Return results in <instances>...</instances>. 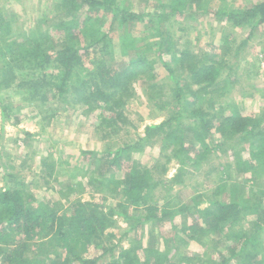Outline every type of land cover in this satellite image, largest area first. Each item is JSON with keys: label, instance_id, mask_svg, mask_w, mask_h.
<instances>
[{"label": "trees", "instance_id": "1", "mask_svg": "<svg viewBox=\"0 0 264 264\" xmlns=\"http://www.w3.org/2000/svg\"><path fill=\"white\" fill-rule=\"evenodd\" d=\"M56 1L57 14L64 13L67 16V20L61 21L56 29L57 36L59 35L56 38L64 42L63 47L50 55L45 50L44 41L49 37L52 40L57 39L49 36L48 31H43L41 26L38 31L31 34L29 41H9L4 33L0 39L2 44L0 55L4 57L0 67V94L4 89L14 86L17 91L23 92L31 84L32 97H39L40 101H49V94L52 93L54 98L66 103L69 96L75 93L77 100L73 101V104L85 105L90 111L103 105L105 110L111 112L112 117L104 121L107 125L108 123L113 125V132L117 133L120 131L119 126L127 122L119 107L123 105L124 96L129 93L130 88H133L139 79L145 78H139L140 74L149 75V80L154 81L151 86L159 93L161 86L155 83L159 77L153 68L158 59L174 84L171 96L164 101H176L179 106L186 107L195 119L197 128L194 130L201 131L200 134L195 132L194 139L199 141L201 149L205 150L192 166H199L201 161L208 158L210 149L205 141L209 132L216 128L222 137L229 140L236 136L234 141H239L234 147L236 172L253 173L256 178L254 177L252 181L259 179L264 188V114L262 118L247 116L238 107L229 113V110L221 105L217 112L212 114L205 113L202 107H196L194 110L193 107L198 103L205 104L206 101L212 103L217 95L219 96L216 99L228 96L236 82H231L229 75L224 74L226 63L203 57L188 46H180L185 39L177 37L173 31L177 25H181L179 21L181 18L190 17L191 20H198L202 16L213 14L215 17L226 19L233 28H248L251 39L258 27L264 26V0L246 9L232 8L226 0H170L168 3L149 0V6L139 12L132 6L123 5V0ZM83 9H86L88 14L79 20L77 15ZM93 12L112 15L113 23L117 25L112 26L113 32L102 30L99 19L90 14ZM72 16L73 21H70L69 18ZM144 19L148 20L150 30H145L142 24V35L148 33L149 37L136 38L134 31L137 24ZM81 23L82 26L79 27L78 24ZM3 30L7 35L10 34L9 25L4 26ZM179 31L186 33L184 28H180ZM115 35L117 39H114ZM152 37L158 39L154 59L148 56L151 43L147 40ZM246 44L244 42L242 45ZM17 46L18 50H14ZM119 61L121 65L118 64ZM28 64L31 65V71L26 73L28 75H34V72L45 69L48 65L54 66L59 72H54L48 83L38 79L29 81L17 74ZM19 78V83H16ZM154 98H159V95ZM184 101L198 102L194 105ZM3 102L0 96V104ZM170 104L171 102L167 105ZM159 106L162 107V103ZM42 109L41 107V114ZM6 112L7 109L4 108L3 119H6ZM42 115L47 119L46 114ZM56 115L48 118L53 119ZM174 119L180 120V115ZM170 128L171 120L147 127L144 136L105 155L106 158H110L111 169L107 171V177L97 180L95 185L100 186L98 188L100 192L107 188L114 195L113 199L117 200L116 206L112 207L109 213L101 212V205L96 202H73L70 208L60 211L39 203L35 194L21 190H0V257L4 264H47L46 260L28 256L30 251L28 249L36 246L39 254L45 250L51 259L65 257V264L106 263L104 262L106 254L108 252L113 254L116 247L109 249L94 246L95 256L85 254L94 245V240L103 236L114 225V216L123 217L130 222L132 231L142 220L144 223L153 222L161 225L171 223L175 228L174 213H183L185 208L172 209L171 201L159 207L154 201L153 193L160 185L163 189H169L173 184H182L184 169L181 168L172 179L161 181L160 184V181L153 179L149 170L137 168L131 158V153L142 150L160 130ZM244 141L248 142L249 149L244 146ZM164 142L162 151L169 150L171 148L169 135ZM175 144L171 143L172 146ZM224 145L225 143H221L218 148ZM194 148L192 150H197ZM183 151L191 150H187L185 145L181 144L177 155L174 156L180 161L181 167L189 160L182 155ZM83 155L92 157L96 153L90 151L84 152ZM117 170L120 171L119 174L116 173ZM226 188L227 185H222L214 194L218 198L212 203L214 209L206 207L203 211L198 210L196 212L198 215L193 221L191 220L187 227H183V233L195 243L202 242L203 235L207 238L213 233L227 244L225 250L228 255L219 252L217 259L211 258L209 261L199 257L178 255L179 260H171V264H264V200L254 201L250 197L248 199L239 197V183L232 186L230 195L225 199L222 195ZM170 192L172 191L169 190L168 193ZM132 211L140 215L135 217ZM252 218H256V224L253 225L256 232L251 234L239 231L241 223ZM207 241L209 242L208 239ZM58 250L64 251V254L59 256ZM143 250L144 253H149V257H140L133 249H124L119 257L113 255L111 262L106 264H165L170 261L159 251ZM48 264H58V261Z\"/></svg>", "mask_w": 264, "mask_h": 264}, {"label": "rangeland", "instance_id": "2", "mask_svg": "<svg viewBox=\"0 0 264 264\" xmlns=\"http://www.w3.org/2000/svg\"><path fill=\"white\" fill-rule=\"evenodd\" d=\"M161 1L168 3L170 0ZM261 1L263 0H226V3L232 8L246 9ZM55 2L57 1L0 0V39L5 33L9 41H29L31 34L38 31L39 26L43 31H48L49 36L57 39L59 35L57 36L56 29L61 21L67 20V16L64 13L57 14ZM122 3L125 6H132L136 12L143 11L149 6V0H123ZM86 14H88L86 9H83L77 15V19H84ZM90 14L99 19V25L105 32H113L112 26H117L113 23L112 15L103 14V12ZM69 20L73 21V16ZM179 21L181 25H177L173 31L177 37L185 39L180 46H188L203 57L216 59L218 62L223 61L226 63L224 74L229 75L231 82H236L228 96L216 99L219 96L216 94L215 101L210 104L207 101L205 104H197L198 101L184 102L197 104L193 109L202 107L205 113H216L221 106H225L224 108L232 113V110L238 107L247 116L262 118L264 114V26H259L250 39L248 28H233L226 19L215 17L213 14L202 16L198 20H191L188 17L181 18ZM142 24L145 30H150L148 20L144 19L137 24L134 31L136 38L149 37L148 33L142 35ZM7 25L10 29L8 35L3 30V27ZM78 25L81 27L82 23ZM180 28L186 29V33L179 31ZM114 39H117V35ZM147 41L151 43L148 56L154 59L158 49V39L152 37ZM44 42L45 50L50 55L55 54L57 49L64 45L62 40H52L50 37ZM244 42L247 44L242 45ZM0 45H2L1 40ZM14 50H18V46L14 47ZM3 60L4 57L0 55V67ZM118 64L121 65V61ZM153 68L159 77L155 81L161 86L159 93L151 86L154 81L149 80V75L140 74L139 78H145L139 79L136 85L130 88L129 93L124 96L123 105L119 107L127 122L119 126L120 131L117 133L113 132V125L109 123L107 125L104 121L112 117L111 112L105 110L103 105L99 109L90 111L85 105L73 104L72 102L77 100L75 93L64 103L54 98L52 93L49 94V101H40L39 97H32L31 84L23 92L17 91L14 84V87L4 89L0 94L4 101L0 104V190H21L35 194L39 203L60 211L70 208L73 202H96L101 205V212L109 213L110 209L116 206L117 200L113 199L114 195L107 188L100 192L98 189L100 186L95 185L97 180L107 177L106 173L111 169L110 158H106L105 155L109 151H115L135 142L144 136L147 127L171 120L172 128L160 130L142 150L131 153V158L137 168L149 170L153 179L160 181V184H162L161 181L166 182L172 179L181 168L184 169L182 184H173L169 189H163L160 185L153 193L154 201L159 207L171 201L172 209L185 208L183 213H174L175 228L171 223L161 225L153 222L144 223L142 220L132 231L130 222L123 217L114 216V225L103 236L97 237L90 251L84 254L90 257L95 256L94 246L109 249L116 247L113 254L110 252L106 254L104 262L108 263L111 262L113 255L119 257L124 249H133L134 253L137 252L140 257H149V253H144L143 249H154L168 257L170 261L165 264L179 260L178 255L199 257L204 261H209L211 258L217 259L219 252L227 256L228 252L225 250L227 244L220 237L218 239L213 233L207 238L203 235L202 242L195 243L183 233V227H187L191 220L193 221L198 215L196 213L198 210L203 211L206 207L214 209L212 203L218 199L214 194L222 185H227L223 198L227 199L232 186L239 183V197L246 199L250 197L254 201L264 200L263 185L259 179V181L257 179L252 181L254 177L256 178L253 173L238 174L236 172L234 147L239 141H234L236 136L229 140L222 137L216 128L209 132L205 141L210 149L208 158L201 161L199 166H192L205 150L201 149L199 141L194 139L195 132L200 134L201 131L194 130L197 128L195 119L186 107L179 106L176 101H164L171 96L174 84L158 59ZM30 71L31 65L28 64L17 74L29 81L38 79L48 83L51 80L50 76L54 72H59L52 65L39 69L34 72V75L26 74ZM19 81L20 78L16 83ZM161 93L163 94L160 95ZM158 95L159 98H154ZM190 98L193 99L192 96ZM157 102L162 103V107ZM169 102L171 104L167 105ZM213 104L214 109H212ZM41 107L42 114L48 117L57 114L56 117L44 119ZM4 108L7 109L6 119L2 117ZM179 115L180 120L174 119ZM168 135L171 148L162 151L165 145L164 139ZM170 142L176 143V147ZM221 143L225 145L218 148ZM181 144L185 145L187 150H191L183 151L182 155L189 159L184 167L183 165L181 167L180 161L174 157ZM243 144L249 149L247 141ZM90 151H94L96 155L92 157L83 155L84 152ZM51 163L53 165H50ZM119 172L117 170L116 173L119 174ZM124 176L123 173L122 177ZM169 190L172 192L168 193ZM132 213L135 217L140 215L136 211ZM210 220L212 221L213 218ZM249 222L254 224L250 225ZM255 224L256 218L242 222L239 231L254 234L256 229L253 225ZM204 225L207 224L204 223ZM36 248L37 246L29 248L28 256H35L48 263L58 261V264H65V257L51 259L45 250L39 254ZM48 251L49 249L46 252ZM60 254L63 255L64 251L58 250V255L61 256ZM106 263L100 262V264ZM0 264H4L1 257Z\"/></svg>", "mask_w": 264, "mask_h": 264}, {"label": "crops", "instance_id": "3", "mask_svg": "<svg viewBox=\"0 0 264 264\" xmlns=\"http://www.w3.org/2000/svg\"><path fill=\"white\" fill-rule=\"evenodd\" d=\"M55 165H56V162H55Z\"/></svg>", "mask_w": 264, "mask_h": 264}]
</instances>
